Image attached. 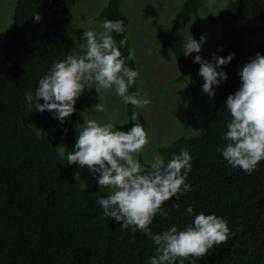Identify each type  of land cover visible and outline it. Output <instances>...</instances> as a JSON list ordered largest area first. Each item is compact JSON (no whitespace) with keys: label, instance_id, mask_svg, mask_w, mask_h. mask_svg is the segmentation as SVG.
<instances>
[{"label":"trees","instance_id":"16d2710c","mask_svg":"<svg viewBox=\"0 0 264 264\" xmlns=\"http://www.w3.org/2000/svg\"><path fill=\"white\" fill-rule=\"evenodd\" d=\"M122 1L108 0L99 15L123 22L125 31L111 35L126 65L137 71L135 60L127 59L129 19ZM73 2L14 0L11 26L0 32V264H150L157 250L154 242L132 226L123 229L104 216L98 200L112 190L101 189L97 181L83 187L76 180V164H67V152L74 151L86 120L82 100L78 98L74 113L60 122L54 118L56 113L38 112L35 99L31 105L26 99L53 64L69 55ZM205 2L183 0L162 42L181 67L172 82L191 90L188 76L194 66L185 56L181 30L192 18L194 23L201 22L199 11ZM217 11L224 50L213 57L234 54L226 66L217 68L227 79L213 86V106L201 132L179 136L159 148L165 162L181 149L189 152L191 171L185 183L191 190L166 201L161 211L167 215L158 212L149 230L153 235L173 226L182 231L193 225L196 215L214 214L227 222V242L199 259L189 257L184 264H264V160L249 175L230 166L216 151L227 145L223 137L231 115L226 100L242 86V66L257 53L264 55V0H234ZM36 13L41 16L39 22L33 20ZM125 37L127 44L121 47L119 41ZM213 57L207 62L215 64ZM128 91L139 95L137 79ZM125 106L128 122L115 130L134 126V106ZM143 168L150 170V165Z\"/></svg>","mask_w":264,"mask_h":264},{"label":"clouds","instance_id":"9594fccd","mask_svg":"<svg viewBox=\"0 0 264 264\" xmlns=\"http://www.w3.org/2000/svg\"><path fill=\"white\" fill-rule=\"evenodd\" d=\"M33 20L39 22L41 16L36 13ZM101 26L104 31L99 34L83 32V41H86V44H81L85 49L83 54L70 53L65 60L54 63L49 73L39 80L35 93L26 94L30 105L35 99L38 112L56 113L54 118L63 122L74 113L76 100L84 89L93 85L97 93L100 89L114 88L125 104L137 108L151 103L146 95L129 94V87L135 83L138 72L126 65L111 35L125 31L123 22L104 20ZM203 41L204 37L198 43L190 36L184 45L185 56L199 53ZM126 44L127 37L119 41L121 47ZM233 56L213 57L215 64L203 61L199 55L195 57L194 62L200 65L199 75L204 80L202 90L209 97L215 95L213 86H219L220 81L227 79L226 74L218 72L217 68L226 66ZM127 59H134L132 51H129ZM239 75L242 86L226 100V108L231 115L223 137L227 145L223 149L218 147L216 151L230 166L250 175L258 162L264 160V55L257 53L254 59L242 66ZM40 100L43 104L39 103ZM95 109L104 111L100 104ZM131 120L134 126L127 132L115 130L112 123L84 120L74 151L67 152L68 165L86 166L98 174L97 182L101 189L112 190L106 198L98 200L104 216L120 223L123 229L132 226L133 231H141L154 242L157 250L150 264H176L178 259L180 264H184L189 257L199 259L214 246L226 243L230 235L227 222L214 214L196 215L193 225L182 231L173 226L161 234L150 232L149 225L155 215L158 212L167 215L161 211L165 202L181 191L187 193L191 190V185L185 183L191 171V156L186 149H181L179 155L173 154L165 162L157 154L150 170H145L137 156L149 143L148 134L137 121L136 113L132 114ZM57 149L66 151L63 147ZM187 212H193L191 206Z\"/></svg>","mask_w":264,"mask_h":264},{"label":"rangeland","instance_id":"374dc122","mask_svg":"<svg viewBox=\"0 0 264 264\" xmlns=\"http://www.w3.org/2000/svg\"><path fill=\"white\" fill-rule=\"evenodd\" d=\"M107 1L74 0L71 14L72 31L67 42L69 54L78 55L85 51L81 48L82 43L86 44V41H83L84 31H94L97 34L104 31L101 25L105 19L99 13ZM168 1L123 0L121 3V8L129 19L127 34L138 72V93L140 97L146 95L151 101L142 108L134 106V112L140 124L145 127L149 139L143 152L137 156V159L142 157L140 159L143 165L151 164L165 142L169 143L182 135L192 136L201 132L212 109L214 97H209L203 92L204 80L199 75L200 65L195 63L194 59L199 55L203 61H207L224 50L217 8H226L234 0H206L203 4L205 6L199 11L201 22L194 23L192 18L181 30L183 45L190 36L198 43L201 42V37H204L201 51L187 55L194 66L188 76L192 90L183 83L172 82L180 73L181 67L172 57L169 48L163 47L162 42L167 35L170 21L180 9L183 0ZM13 5L14 0H0V32L11 26ZM79 98L83 102L81 109L85 110L83 117L86 120H95L100 124L112 123L114 127L128 122L125 103L114 88L100 89L97 93L93 85L92 88H85ZM98 104L103 106L104 111L95 109ZM75 174L78 184L84 186L96 182L98 177L97 173L91 172L86 166L81 168L77 164Z\"/></svg>","mask_w":264,"mask_h":264}]
</instances>
